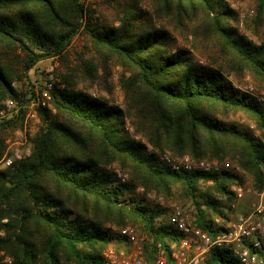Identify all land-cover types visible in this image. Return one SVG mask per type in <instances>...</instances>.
Segmentation results:
<instances>
[{
  "label": "trees",
  "instance_id": "16d2710c",
  "mask_svg": "<svg viewBox=\"0 0 264 264\" xmlns=\"http://www.w3.org/2000/svg\"><path fill=\"white\" fill-rule=\"evenodd\" d=\"M106 0L110 13L91 8L86 0H0V58L17 47L22 70L0 59V100L22 101L14 83L44 59L58 58L50 106L38 109L41 125L31 138V154L0 170V264H94L121 239L106 224L132 225L168 246L175 230L158 224L163 210L136 197L146 191L170 194L182 185L197 210L196 226L215 239L224 230L208 219L207 210L224 214L212 192L227 194L240 177L220 173L177 172L161 164L134 132L156 152L189 155L198 161L231 157L264 189V105L234 86L213 65L196 61L188 49L174 50L166 28L154 17L182 29L193 25L211 40L233 67L248 70L264 82V45L256 46L231 23L235 12L223 0ZM256 20L264 24V0H255ZM88 36L85 52L73 62L68 48L80 29ZM113 66L122 71V108L110 99ZM98 88L109 98L78 89ZM53 109L55 112H53ZM24 111L22 110L20 114ZM244 113L262 138L227 125L221 116ZM22 116L0 124V159L7 130ZM130 175L121 183L112 166ZM213 186L201 192L203 182ZM150 244H148L149 248ZM208 264H240L232 249L213 247Z\"/></svg>",
  "mask_w": 264,
  "mask_h": 264
},
{
  "label": "rangeland",
  "instance_id": "374dc122",
  "mask_svg": "<svg viewBox=\"0 0 264 264\" xmlns=\"http://www.w3.org/2000/svg\"><path fill=\"white\" fill-rule=\"evenodd\" d=\"M105 1L106 0H86V3L91 8H96L97 10H101L102 12H104V14H108L110 13V11L107 8L108 5H106ZM223 1L236 14V19L231 23L238 30V33L244 35L249 41H251L256 46H260V44L264 45V24H259V22L256 20V1ZM143 3V9L149 10L151 12L150 1L147 0ZM154 22L156 27H164L170 31V34L173 38L174 50H190L196 61L203 62L207 65L211 64L214 67L220 69L234 84V86L242 92H246L247 94L256 99L259 97L264 99V82L256 80L248 70H242L240 68L233 67V64L229 61V59L223 57L217 47L211 44V40L204 38L203 35L196 34L194 28L192 27L193 25H190L188 28L184 27L182 29H179L173 27L174 25L172 26L164 20L157 19L156 17H154ZM88 40V36L86 35V33L83 32V28L80 29L68 48V57L72 62L76 57V52L86 51V45H88ZM23 58L24 54L22 53V51H20V49H18L17 47H13L5 51L4 55L0 59L2 63L11 64L17 70H19L18 72H20L22 70ZM60 67L61 61L58 58L41 60L36 64L34 68H32L28 72L29 78H25L24 80L16 81L14 83L18 92L21 94L20 98L22 99V101H19L17 99L14 100H16L22 106L26 107L22 109L24 111L22 114H20L22 111L21 110L16 117L10 119L13 120L16 119L18 116H22V120L20 121L19 125L15 128L7 130L6 132L5 152L2 158L0 159V170L10 167L6 166L2 162L6 152H14L15 150H18L22 154H25V158H27L31 154V138L37 134L41 125L39 112L37 118L29 115V105L31 104L32 94L34 93L35 87H41L43 85L44 80L47 79L50 74L54 75L55 80L59 79V73L57 71V68ZM121 71L122 68L119 66H113L112 68V73L109 78L114 82V90L110 100L114 104L125 108L124 93L118 81ZM251 87H253V90L250 89ZM78 89H85V91L95 97H102L107 99L109 98V95L106 91H101L96 87L88 89L79 84ZM53 112H55L54 109ZM221 119L227 125L236 126L241 130H248L252 134L258 135V138H262V134L260 130L256 127L254 121L244 113H230L225 117L221 116ZM126 124H129V126L132 128V131H129L125 128L129 135L131 136L132 133L136 134L129 119L126 120ZM252 125L254 126V128L252 127ZM224 159H228L234 164H238L240 166V164L236 160L231 159V157L229 156L225 157ZM19 161L21 160H18L15 163ZM112 168L114 170L119 169L121 172L126 174L127 182L130 181L131 178L128 172H124L117 165L112 166ZM241 169L242 171L240 173L233 172L237 174L241 179V181L236 180V182L230 187V190L235 193V195L233 196V200H230V197L227 194H221L219 191L212 192V194L217 199H219V202L222 205L221 209L224 212V214L222 215L217 214L216 212H213L211 210H207L209 213L208 219L211 220V223L214 224V226H219L225 229L230 223L234 222L239 215L250 214L255 204H257L261 200L264 201V189L262 191H259L255 187L253 176L250 173L246 172L242 167ZM212 186V181L206 183L203 182L200 185V190L201 192H206ZM239 193H242V196H239ZM135 194L138 199H141L143 201V203L148 204L155 209L164 211V214L157 219L158 224L167 222L168 215L171 211V206L173 204H179L180 206H182L189 214H191L194 223L197 222V210L194 201L191 197L185 196V192L182 185L173 186L170 194L158 193L155 191H146L144 187L138 186L135 191ZM114 225L117 226L113 223H108L105 226L106 228L112 229V226ZM146 236L148 237V235ZM148 243L153 244L155 242L153 241V238L148 237Z\"/></svg>",
  "mask_w": 264,
  "mask_h": 264
},
{
  "label": "built area",
  "instance_id": "2783aa9c",
  "mask_svg": "<svg viewBox=\"0 0 264 264\" xmlns=\"http://www.w3.org/2000/svg\"><path fill=\"white\" fill-rule=\"evenodd\" d=\"M262 44H260L261 46ZM204 64L203 62H201ZM55 78L50 74L41 87L36 86L29 105V115L38 117V108L50 106ZM253 90V87L250 88ZM257 100L264 105V99ZM26 106L16 100H0V123L16 117ZM254 128V126L252 125ZM125 128L132 131L129 124ZM258 137V135H255ZM131 137L146 146L150 155L177 172L220 173L222 171H242L238 164L228 159L194 160L189 155L175 156L171 152H156L153 146L142 136L132 133ZM25 158V154L15 150L6 152L2 162L12 166L16 161ZM121 183L127 182V175L119 169L114 170ZM242 196V193H239ZM176 232L174 240H167L168 246L157 242L148 247V237L136 227L126 225L112 226L111 231L121 239V243L110 245L102 255L101 262L94 264H208L209 254L215 246L232 249L240 264H264V201L254 205L248 215H239L221 234L212 239L208 233L195 225L191 214L179 204H173L166 222ZM11 264L12 259L5 260Z\"/></svg>",
  "mask_w": 264,
  "mask_h": 264
}]
</instances>
